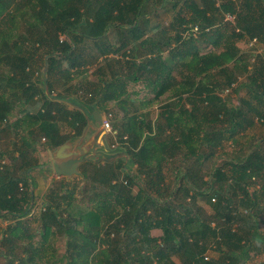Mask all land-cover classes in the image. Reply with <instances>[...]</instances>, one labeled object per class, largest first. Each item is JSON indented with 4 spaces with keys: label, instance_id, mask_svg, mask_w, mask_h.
Here are the masks:
<instances>
[{
    "label": "trees",
    "instance_id": "obj_1",
    "mask_svg": "<svg viewBox=\"0 0 264 264\" xmlns=\"http://www.w3.org/2000/svg\"><path fill=\"white\" fill-rule=\"evenodd\" d=\"M228 88L244 90L237 106ZM94 110L113 120L122 159L53 179L32 214L36 153L79 137ZM255 122L264 129V0H0V259L246 264L264 254V135L237 147ZM212 247L219 258L204 262Z\"/></svg>",
    "mask_w": 264,
    "mask_h": 264
},
{
    "label": "crops",
    "instance_id": "obj_2",
    "mask_svg": "<svg viewBox=\"0 0 264 264\" xmlns=\"http://www.w3.org/2000/svg\"><path fill=\"white\" fill-rule=\"evenodd\" d=\"M69 99H70V101L69 102H71L72 104H71V106L72 107H74V108H76V109H79V110H81L83 107L81 106V104H80V102H79V99L78 98H76L75 99V97H73V96H70L69 97ZM71 100H73V101H71ZM173 104H174V107L175 108H178L179 107V103L177 102V100H173ZM80 107H82V108H80ZM87 107H88V105H87ZM90 107V106H89ZM85 109V108H84ZM95 111V110H94ZM98 113L99 115H100V118H101V120L102 119H104L105 118V115H104V113H102V112H100V111H95L94 112V114L95 113ZM88 118L90 119V116H88ZM90 121H91V119H90ZM256 122L254 123V125H253V127L252 128H250L248 131H246L245 132V134L243 135V133H242V137L241 138H239L238 139V142H239V145L237 146L238 148H240V147H242V148H244V147H246V145L247 144H255V145H262L263 144V140H258L257 141V139L258 138H256V137H253V134H250V130L251 129H253L255 126H256ZM86 126H87V124H86ZM86 126H85V128H86ZM84 128V129H85ZM263 130V134H264V129H262ZM83 132H84V130H83ZM83 132H82V134H83ZM65 133H69V131H67L66 130V132ZM71 134H72V132H70ZM82 134L79 136V137H73L72 139H70V140H68V141H72L73 142V145H75L77 142H78V140L81 138V136H82ZM5 138H6V136H4V134L2 133V134H0V147L2 146V143L5 141ZM10 139H12V137H9ZM92 138H95V134L93 133V132H91L90 130H88L87 132H86V134H85V138L81 141V146H83V145H85L88 141H90ZM101 139H102V142H101ZM95 146H94V148L92 149V153H93V150H100L101 149V147L105 144H109L108 145V148H105L103 151L105 152V154L104 155H101V154H98L96 157H97V162L96 163H99V164H101V165H103L104 163H112V162H114V161H118V160H120V159H122V156H121V154L120 153H118V152H116L114 149L118 146V142L116 141V138H115V132L111 129V131L110 132H106L105 131V133H104V135L102 136V137H100V136H98V137H96L95 138ZM43 141V140H42ZM257 141V142H256ZM104 143V144H103ZM91 144V143H90ZM80 146V147H81ZM90 147H91V145H90ZM233 146L232 145H229V144H226V146H225V148H226V150H224V151H228V152H226V155H231V154H234L235 153V149L234 148H232ZM238 148L236 149V150H238ZM234 151V152H233ZM54 152V151H53ZM52 152V153H53ZM38 156H39V154L38 153H36V157L38 158ZM40 156L42 157V158H44V160L41 162V161H39V158H38V161H39V164H40V167H39V169L38 170H42V171H49L50 172V170H49V168H48V165L46 164V162H45V158L47 157V151H44V152H41L40 153ZM225 158V156H223V159ZM51 160H52V155H51ZM51 162V161H50ZM94 163V162H93ZM126 164V162H124V165ZM80 168V167H79ZM127 168H128V171H129V173L130 174H134V166H127ZM127 171V172H128ZM34 172V171H33ZM179 175V174H178ZM60 177L61 176H56V175H54L53 174V172H51V175H50V179H51V181L54 179V180H58V179H60ZM63 178H65V177H63ZM67 179V178H66ZM72 179V178H71ZM68 180H70V179H68ZM35 196H38V195H42L43 193H44V191L41 189V187L35 182ZM134 192H135V189H134ZM198 205L199 206H201V207H203L207 212H209L208 210V207L204 204V203H202L201 201H199L198 202ZM40 207H41V205H40ZM76 209H77V211H81L82 209H84V207H78V205L75 207ZM6 222H3V221H1V219H0V226L1 227H5L6 226ZM264 226V214L262 215V216H260V218H259V231L262 233V234H264V228L262 229V227ZM159 231H157V230H154V231H152V235H154V236H159ZM249 256L251 257V259L250 260H248L247 262H246V264H262V262H263V260H264V254H262V255H257V256H254V252L253 251H249ZM205 255H208L209 256V258H211V259H217V258H219V256H220V253L218 252V251H216L213 247L211 248V249H209L207 252H206V254ZM232 256L234 257V258H236V259H238V260H241V259H243V255L242 254H240V253H235V252H232ZM172 262L174 263V264H180V262H179V260L178 259H176L175 257L174 258H172ZM3 263H4V261H3Z\"/></svg>",
    "mask_w": 264,
    "mask_h": 264
},
{
    "label": "water",
    "instance_id": "obj_3",
    "mask_svg": "<svg viewBox=\"0 0 264 264\" xmlns=\"http://www.w3.org/2000/svg\"><path fill=\"white\" fill-rule=\"evenodd\" d=\"M90 130L95 134V138L102 137L105 131L102 128V120L98 113L94 114V118L87 122V126L78 142L73 145L72 141H66L63 145L57 147L52 153V160L48 166L49 170L56 176L71 179L80 175L79 167L86 162H97V155H104L103 151L108 145H103L101 149L93 150L95 146V138H92L85 145L81 146V141L85 138L86 132ZM91 143V144H90ZM91 145V147H90ZM81 146V147H80Z\"/></svg>",
    "mask_w": 264,
    "mask_h": 264
},
{
    "label": "rangeland",
    "instance_id": "obj_4",
    "mask_svg": "<svg viewBox=\"0 0 264 264\" xmlns=\"http://www.w3.org/2000/svg\"><path fill=\"white\" fill-rule=\"evenodd\" d=\"M239 48L241 50H248L250 47L248 46V44L244 43V42H241L239 43ZM242 80V78H240ZM130 90H139V86H136L134 88H131ZM143 94V93H142ZM142 94H139V98H141ZM222 95V94H221ZM245 95V92L244 90H241L239 91L237 94H234L233 92L230 91V93L228 94V97H229V103L233 106H237L238 105V99L240 97H243ZM223 97V96H222ZM227 97V96H226ZM159 106V104H156L155 105V108L157 109V107ZM105 115V114H104ZM113 120L110 119V124ZM111 126V125H110ZM263 128H261V126L259 124H256V126L250 130V134H253V137H256L258 138L257 140H260V137L263 136ZM101 142H102V139H101ZM3 147L4 145L6 144V142L4 141L3 143ZM104 144V143H103ZM106 145H109V144H106ZM6 146V145H5ZM226 150V148L223 149V153H226L228 151H224ZM41 152H44L43 150H39L38 151V158H39V161H43L44 158H42L40 156V153ZM229 153V152H228ZM51 155H52V152L51 151H47V157L45 158V162L46 164L49 166L50 164V161H51ZM33 175V178H34V181L41 187V189L45 192L47 187L50 185V182H51V179H50V175H51V171H38V170H34V172L32 173ZM76 178V177H75ZM75 180V179H73ZM37 200H36V204H35V207L33 208V212L32 214H37L38 211L41 209L40 205H41V200H40V195L36 196ZM78 207H83L82 204H78ZM75 205V206H77ZM74 206V207H75ZM264 228V226L262 227V229ZM37 239V238H36ZM56 247L57 249L60 251V252H63L64 250V240L63 239H60L57 243H56ZM0 264H4L3 263V260L0 259Z\"/></svg>",
    "mask_w": 264,
    "mask_h": 264
},
{
    "label": "built area",
    "instance_id": "obj_5",
    "mask_svg": "<svg viewBox=\"0 0 264 264\" xmlns=\"http://www.w3.org/2000/svg\"><path fill=\"white\" fill-rule=\"evenodd\" d=\"M225 20H226V21H229V22H233V17H231V16H229V15H226V16H225ZM247 44H248V46H249L250 48H252V47L255 45V39L249 41ZM232 86H234V85H232ZM230 91H231L230 88L224 90V91L222 92V96H226L227 94L230 93ZM109 119H110V115L105 116V118L102 119V128H103V130L106 131V132H110V131H111V126H110V121H109ZM212 201H214V200H212ZM209 259H210V258H209L208 255H204V256H203V261H204V262L209 261ZM196 264H200V263H196Z\"/></svg>",
    "mask_w": 264,
    "mask_h": 264
}]
</instances>
